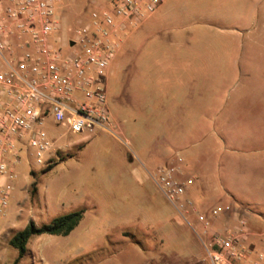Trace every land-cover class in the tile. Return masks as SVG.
I'll return each mask as SVG.
<instances>
[{
    "label": "rangeland",
    "instance_id": "obj_1",
    "mask_svg": "<svg viewBox=\"0 0 264 264\" xmlns=\"http://www.w3.org/2000/svg\"><path fill=\"white\" fill-rule=\"evenodd\" d=\"M181 5L166 24L183 23L179 30L201 49L167 68L154 47L161 30L153 22L131 41L139 49L128 47L106 77L119 139L97 129L66 134L48 127L56 156L39 166L32 153L22 155L8 216L0 223V264H14L18 252L10 240L30 221L41 227L81 210L84 218L68 237H35L21 264H208L188 223L193 219H184L154 182L152 175L166 165L180 167L183 182L213 175L206 187L231 193L242 213L255 201L264 210V4ZM105 6L106 0H62L59 47L65 51V42ZM49 166L55 168L43 173ZM245 168L260 170V189L244 184Z\"/></svg>",
    "mask_w": 264,
    "mask_h": 264
},
{
    "label": "built area",
    "instance_id": "obj_2",
    "mask_svg": "<svg viewBox=\"0 0 264 264\" xmlns=\"http://www.w3.org/2000/svg\"><path fill=\"white\" fill-rule=\"evenodd\" d=\"M165 0H106L91 13L87 24L59 47L62 0H0V223L8 216L16 168L24 153L43 166L57 154L56 140L47 131L66 134L101 130L119 139V125L109 103L106 77L121 41L116 34L140 28ZM63 41V40H62ZM75 42L71 47L70 43ZM180 167L166 165L152 175L166 199L180 215L198 214L184 199L194 180L181 181ZM204 224L208 264H264V249L255 253L245 243L246 223L225 233L210 234L211 218Z\"/></svg>",
    "mask_w": 264,
    "mask_h": 264
},
{
    "label": "crops",
    "instance_id": "obj_3",
    "mask_svg": "<svg viewBox=\"0 0 264 264\" xmlns=\"http://www.w3.org/2000/svg\"><path fill=\"white\" fill-rule=\"evenodd\" d=\"M261 1L264 4V0ZM181 4L182 0H165L160 10L154 16L149 18L140 28L136 30L129 28L128 32H120L116 34L115 38L121 41V45L114 64L107 72V79L110 78L120 56L123 55L124 51L128 47L139 49L140 45L131 41L136 39V34H138V32H140L143 28L152 24L153 22L158 21L159 30H161L159 32L160 36L158 39H156L154 47L155 50L159 52V55L162 59L161 62H165L167 68L173 62L180 61V59L186 58L188 56V53L196 52L201 49L202 44L193 42L188 35H185L183 33L184 30H179V28H181L180 26H182L183 23L180 26H178V22L166 24V22L171 19L172 14H174L175 10L177 9V6L182 7ZM185 11L186 10H184V12ZM196 11L198 12V16H203V14L200 13L201 9H196ZM261 16L264 17V7ZM173 18L176 17L174 16L172 17V19ZM166 27H168L169 29L167 28V30ZM165 29L166 31H171V34H173V36L170 37V34L167 32L164 34ZM199 35L200 34H198V36ZM165 37L168 38L166 39ZM193 39L195 41V37H193ZM119 129L121 135H123L121 126H119ZM248 171L249 170L245 168L246 177L244 180V184L246 186L252 185L255 187V189L256 187L260 189L261 183L263 182V179H261L263 178L262 173L260 172V170L251 173H248ZM248 176H250L249 179ZM213 180V175L209 176L200 174L197 177V182L195 181L194 185L188 188L186 191L184 199L193 202L198 211V214H191L187 216V220L192 218L194 221V223H192L188 220L190 227L196 232L204 247V242L207 240V236L204 235V224L199 220V216L209 217L211 209L219 208L221 210L220 213L215 218L210 219L211 226L209 229V233L223 234L229 229L238 227L240 222L244 221L246 223L245 243L253 252L250 260L255 259V253L264 249V210H260L262 209L261 203L258 201L251 203L250 207L253 210L250 208L249 212L248 210H246V212L242 213V209H238L234 204L231 203L230 199H232L233 197L231 193L226 192L222 194L216 188L213 190L206 187V185L210 186V183L213 182ZM181 181H183L182 176ZM253 192L259 193L255 191ZM216 201L221 202L224 205L213 207L212 204Z\"/></svg>",
    "mask_w": 264,
    "mask_h": 264
},
{
    "label": "trees",
    "instance_id": "obj_4",
    "mask_svg": "<svg viewBox=\"0 0 264 264\" xmlns=\"http://www.w3.org/2000/svg\"><path fill=\"white\" fill-rule=\"evenodd\" d=\"M54 168L55 167L53 166H49L43 171V173L47 174ZM31 175L33 177L36 176L34 172ZM30 196L33 200H36L38 196V183L36 180L31 185ZM83 218L84 211L81 210L57 217L50 224L43 225L41 227L37 226L34 221H30L24 230L15 234L10 240V246L18 252V257L16 258L14 264H21L22 260L28 253L30 242L35 237L44 235L54 237H68L80 225Z\"/></svg>",
    "mask_w": 264,
    "mask_h": 264
},
{
    "label": "water",
    "instance_id": "obj_5",
    "mask_svg": "<svg viewBox=\"0 0 264 264\" xmlns=\"http://www.w3.org/2000/svg\"><path fill=\"white\" fill-rule=\"evenodd\" d=\"M70 46H71V47L75 46V42L72 41V42L70 43Z\"/></svg>",
    "mask_w": 264,
    "mask_h": 264
}]
</instances>
